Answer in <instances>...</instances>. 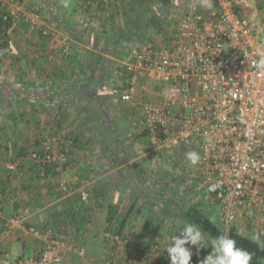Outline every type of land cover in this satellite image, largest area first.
I'll return each instance as SVG.
<instances>
[{"label": "crops", "instance_id": "1", "mask_svg": "<svg viewBox=\"0 0 264 264\" xmlns=\"http://www.w3.org/2000/svg\"><path fill=\"white\" fill-rule=\"evenodd\" d=\"M180 1L109 0L84 9L82 0H67V7L50 0L49 16H42L53 36L23 24L10 34L0 65V260L40 253L46 242L30 229L50 228L64 244L61 264H170V237L192 206L205 212L188 193L185 164L178 174L181 152L152 149L141 131L139 103L158 100L160 87L142 80L132 101L122 103L118 71L129 45L164 46L170 18L184 10ZM155 14L161 31L150 24ZM64 40L68 56L60 50ZM48 135L64 137L76 164L79 182L68 193L58 189L59 175L42 174L26 156ZM160 157L172 162L161 178ZM120 226V242L107 237ZM188 247L190 264L211 251Z\"/></svg>", "mask_w": 264, "mask_h": 264}, {"label": "built area", "instance_id": "2", "mask_svg": "<svg viewBox=\"0 0 264 264\" xmlns=\"http://www.w3.org/2000/svg\"><path fill=\"white\" fill-rule=\"evenodd\" d=\"M108 2L82 0V5ZM211 2L206 8L203 0H187L182 14L170 18L165 37L159 34L163 47L129 45L120 101L130 103L142 80L160 87L158 100L139 104L141 131L150 147L195 152L198 161L190 162L188 186L205 190L218 205L225 233L232 227L249 237L264 232V0ZM0 21L9 24V35L23 24L42 37L53 36L27 0H0ZM60 50L69 55L66 40ZM27 158L42 174L51 169L59 175L63 193L79 182L64 137L46 136ZM30 232L46 242L45 248L0 264H61L58 248L64 244L52 229Z\"/></svg>", "mask_w": 264, "mask_h": 264}, {"label": "clouds", "instance_id": "3", "mask_svg": "<svg viewBox=\"0 0 264 264\" xmlns=\"http://www.w3.org/2000/svg\"><path fill=\"white\" fill-rule=\"evenodd\" d=\"M65 6H68L67 0ZM203 6L212 8L213 5L211 0H203ZM187 159L194 165L198 161V156L195 152H190L187 154ZM177 232L179 235L173 234L165 249L170 264H190L193 252L188 246H194L197 254L201 249L211 250L200 264H251L253 259L252 253L238 247L236 240L227 233L215 238L206 237L200 226L188 222H185L183 228L175 233ZM248 239L259 249H264V232L257 231Z\"/></svg>", "mask_w": 264, "mask_h": 264}, {"label": "trees", "instance_id": "4", "mask_svg": "<svg viewBox=\"0 0 264 264\" xmlns=\"http://www.w3.org/2000/svg\"><path fill=\"white\" fill-rule=\"evenodd\" d=\"M31 6H34L36 8V12L39 14H45L47 13L49 16V1L50 0H27ZM56 18V16H55ZM57 20V18H56ZM124 20V18H123ZM127 19L124 20V23L126 25V28L131 31L133 30V26L130 23L126 22ZM60 22V21H59ZM150 24L155 30L161 31L163 29V26L160 23V18L155 14L152 16L150 20ZM9 28L8 23H3L0 21V65L5 64L7 62V59L5 58V52L8 48L9 45V34H7V30ZM120 36V35H118ZM116 36V33H114V38H118ZM121 37V36H120ZM117 41V39H116ZM120 43V42H119ZM118 44V41H117ZM118 75L123 76V70L118 71ZM74 142V141H73ZM70 151V150H69ZM183 155L187 156V152L181 151ZM28 155V154H27ZM26 155V156H27ZM186 222L188 223H194L200 226L202 231L204 232L205 236H211L213 238L217 237L218 235L225 233L219 222L216 225L214 223V220H212V215L211 213H202L197 207L194 205L190 208L189 212L186 214ZM120 230L121 226L116 229V231L111 232V235L115 236H120ZM232 239L236 240L237 246L247 250L248 252L252 253L253 259L251 261V264H264V249H259L256 244L252 243L249 239L248 236L240 234L236 229L234 228H229L228 231L226 232Z\"/></svg>", "mask_w": 264, "mask_h": 264}, {"label": "rangeland", "instance_id": "5", "mask_svg": "<svg viewBox=\"0 0 264 264\" xmlns=\"http://www.w3.org/2000/svg\"><path fill=\"white\" fill-rule=\"evenodd\" d=\"M182 1L183 0H181L179 2V4H180V6L182 8H184L185 5H183V4H185L187 1L186 0H184V2H182ZM142 102H145V101L144 100H141L139 104H141ZM164 153H166V152H164ZM180 155H181V158H182L180 161H179L178 158H175L176 161H178L177 162V165H178L177 171H178V174L181 175L183 173V170H184L183 164L186 165L184 172H185V181L187 182L188 181L187 173H189V170L191 168V163L187 159V156L186 155H183L182 153ZM161 157H160V160L157 161V163H158L157 169H158V172H159V174H158V177L159 178H161L163 176L165 177L166 175L168 176L169 175V172H170V170L172 168V164H171L172 162H171V160H169L167 162V160L162 159ZM180 170H181V172H180ZM183 174H182V176H183ZM188 188H187L189 190L188 193H191L192 192V193H196L197 194V197H196L197 199H195V200H198L197 202L200 203L201 206H203L202 211L205 212V213H207V212L210 211L212 213V220H214V223L217 225L218 224V215H219L218 214V211H219L218 205L210 199V196L208 195V193L205 190L200 189V190L195 191V190H192V187L191 186H188ZM178 190H180V188H178ZM208 200H210L212 203L211 202H208ZM179 206H181V203L180 202H179ZM173 209L179 210L180 208L178 207V205H176ZM185 222H186V220H185Z\"/></svg>", "mask_w": 264, "mask_h": 264}]
</instances>
